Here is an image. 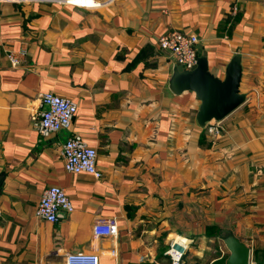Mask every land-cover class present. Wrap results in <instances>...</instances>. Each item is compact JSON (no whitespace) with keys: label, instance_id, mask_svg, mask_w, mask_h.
Masks as SVG:
<instances>
[{"label":"crops","instance_id":"obj_1","mask_svg":"<svg viewBox=\"0 0 264 264\" xmlns=\"http://www.w3.org/2000/svg\"><path fill=\"white\" fill-rule=\"evenodd\" d=\"M64 1L0 0V264L79 253L170 264L175 238L189 244L183 264H226L229 235L248 264H264V0L237 1L233 17V0ZM171 31L198 37L218 79L240 57L245 100L218 136L197 125L195 95L170 88L177 65L158 38ZM8 53L22 65L11 68ZM44 93L77 106L71 127L46 141L33 125ZM72 134L96 150L100 179L64 170L60 146ZM49 186L74 208L56 224L34 215ZM107 219L117 237L94 238Z\"/></svg>","mask_w":264,"mask_h":264},{"label":"built area","instance_id":"obj_2","mask_svg":"<svg viewBox=\"0 0 264 264\" xmlns=\"http://www.w3.org/2000/svg\"><path fill=\"white\" fill-rule=\"evenodd\" d=\"M237 1L233 0L229 12L231 17L238 12ZM67 4L81 8H96L103 4L99 0H65ZM76 2V3H74ZM199 39L177 31H171L158 38V46L172 57L175 64L183 70H191L198 58ZM11 68L22 65L21 59L14 53L6 55ZM38 111L33 114L34 129L41 140L46 141L60 131L68 130L76 115V104L67 98L52 93H44L39 98ZM206 133L214 136L220 135L224 127L222 121H211L203 128ZM60 156L64 170L67 173L88 174L95 179L101 178V173L96 166L97 152L90 147L86 140L79 134H72L60 146ZM74 210L65 190L59 186H49L43 190L35 207V217L44 222L56 224L59 214H70ZM118 227L115 219L98 220L93 224L92 235L94 238L115 239ZM188 242L184 239L171 240L165 251L170 264H183V258L188 249ZM112 256L114 252H111ZM64 264H99V257L95 253L67 254Z\"/></svg>","mask_w":264,"mask_h":264},{"label":"water","instance_id":"obj_3","mask_svg":"<svg viewBox=\"0 0 264 264\" xmlns=\"http://www.w3.org/2000/svg\"><path fill=\"white\" fill-rule=\"evenodd\" d=\"M241 77L240 57L234 56L227 64L224 77L218 79L208 71L206 54L198 55L191 70L177 66L170 78V88L179 94L192 92L199 100L195 120L200 128L211 121H222L245 100L239 92ZM229 256L226 264H248L249 249L233 236L223 238Z\"/></svg>","mask_w":264,"mask_h":264},{"label":"trees","instance_id":"obj_4","mask_svg":"<svg viewBox=\"0 0 264 264\" xmlns=\"http://www.w3.org/2000/svg\"><path fill=\"white\" fill-rule=\"evenodd\" d=\"M142 264H147V263H142Z\"/></svg>","mask_w":264,"mask_h":264}]
</instances>
